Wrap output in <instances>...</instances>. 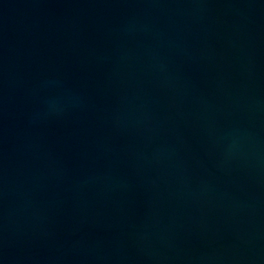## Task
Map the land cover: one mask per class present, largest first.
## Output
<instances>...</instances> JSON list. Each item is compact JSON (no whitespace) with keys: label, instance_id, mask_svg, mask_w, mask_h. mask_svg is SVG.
Wrapping results in <instances>:
<instances>
[{"label":"water","instance_id":"obj_1","mask_svg":"<svg viewBox=\"0 0 264 264\" xmlns=\"http://www.w3.org/2000/svg\"><path fill=\"white\" fill-rule=\"evenodd\" d=\"M0 264H264V0H0Z\"/></svg>","mask_w":264,"mask_h":264}]
</instances>
